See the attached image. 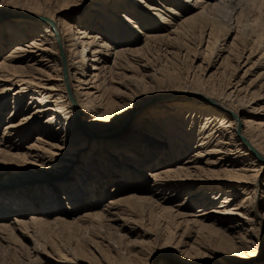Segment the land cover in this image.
Here are the masks:
<instances>
[{"label":"bare ground","instance_id":"1","mask_svg":"<svg viewBox=\"0 0 264 264\" xmlns=\"http://www.w3.org/2000/svg\"><path fill=\"white\" fill-rule=\"evenodd\" d=\"M252 1L257 6L264 4V0ZM12 2L22 8L0 9V121L4 119L2 112L6 106L11 107L0 136V157L18 158L30 164L53 161V172L59 173H54L51 179L59 180L67 178L66 173L76 168L78 159L88 148L96 150L109 140L124 144V147L136 144L142 148V153H136V156L142 154V157L137 162L133 160L131 167L134 169L151 162L148 159L152 157L165 156L166 162L181 160L175 166L168 164L151 173L150 190L164 193L161 202H165L186 189L184 200L173 209L172 206L164 207L163 202L154 200L150 203L148 196L133 193L117 196V192L130 190L124 181L132 177L134 172H131L121 175L116 182L110 193L113 197L107 198L103 214L118 220L121 214L132 211L126 204L135 200L155 207L157 213L166 214L168 218L175 217L176 226L184 223L185 229L188 225L203 226L195 223L197 217L191 218L180 212L183 208L199 206L203 211L194 215L205 216L207 213L206 216L214 217L216 223L224 226V232L243 231L236 242L245 248L249 243L254 244L250 238L256 239V236L259 242H264V234L260 238L257 234L259 225L264 223V215L257 211L264 195L259 182L264 173V105H254L258 100L264 101V92L256 97L250 92L251 97L247 100L249 91L246 92L243 80L255 66L264 65L261 11L247 20L241 17L243 0H96L90 2L85 21L74 27L63 8L50 10L39 5H26L21 0ZM89 15L93 18L87 17ZM96 26L100 27L99 31L94 30ZM6 32L12 34V38L4 46L2 36ZM231 32L232 39L227 42ZM137 34L141 36L139 41ZM108 36L117 41H110ZM195 37L200 40L197 44L191 41ZM205 40L204 55L211 60L204 67L206 72L202 79L190 74L192 80H197V85L189 82L180 90L195 97L184 100L169 96L161 100L164 104L154 105L162 98L160 95L151 98L135 94L141 85L155 81L158 70L154 57L175 54L172 49L182 55L190 48L194 52ZM188 42H192V47H186ZM215 60H219L218 65ZM212 67L214 70L208 73ZM243 68L239 76L238 72ZM257 78L264 79V71L257 73ZM258 87H264V81ZM106 91L113 101L121 104H114L112 99L105 100ZM178 100L186 101L178 106L188 108L192 113L184 115V111L178 110L168 117L169 120L156 122L149 119L155 113H170L168 106L176 105ZM147 107L145 115L148 119L140 116ZM102 108L99 124L86 120L88 116L94 118L95 114H101ZM18 114L21 119L16 121ZM197 117L205 120L199 128L195 121ZM87 127L90 130L85 132ZM127 127L123 137L114 138ZM142 128L150 133L149 136L141 133ZM35 133V141L22 146L23 141L29 140L31 135L34 137ZM59 144L62 149L53 150ZM74 146L76 149L72 150ZM188 147L193 148L192 153L182 158ZM104 150L105 145L101 152ZM101 152L98 153L101 155ZM90 154L87 168H94V153ZM108 161L110 167H116L118 162L113 161V157ZM85 171L79 173L77 182L73 183V197L86 178L95 177V170H89L87 174ZM247 184L251 187L249 191L244 188ZM239 192L246 195L237 201L234 196ZM35 199L39 197L29 203L35 204ZM50 199L45 203V210L56 201L55 197ZM4 202L0 203V237L7 240L8 235H12L18 241L28 238L33 254L41 253L40 243L37 238H32L34 233L45 224L64 218L59 212L53 219L44 213L22 218V210L18 211L19 216L10 220L5 218V213L14 207ZM208 203L218 205L208 210ZM92 216L87 211L79 219L85 221L93 219ZM102 219L104 222L105 218ZM124 224L122 226H126ZM147 252L145 250L144 255H148ZM159 252L151 254L156 256ZM256 256L257 252L247 260L256 259ZM56 257L58 262H70L63 255ZM163 263L178 264L177 261ZM256 264H264V253Z\"/></svg>","mask_w":264,"mask_h":264},{"label":"rangeland","instance_id":"2","mask_svg":"<svg viewBox=\"0 0 264 264\" xmlns=\"http://www.w3.org/2000/svg\"><path fill=\"white\" fill-rule=\"evenodd\" d=\"M21 1L25 2L26 5H39L40 7L50 10L63 8L70 15L69 20L74 22L75 27L78 26L80 21H85V13L89 8V4H91L90 2L96 0ZM243 1L244 2H241V8H244L243 10L241 9V13L243 11L241 15L242 19L245 18L248 20L261 11V14L259 13V17L262 18L260 26H264V4L257 6V3H253L254 1L252 0ZM109 3H111L110 5L112 6V2ZM107 6L109 5H105V7ZM16 8L20 9L22 7L19 4L12 2V0H0V9ZM98 10L100 12V7ZM87 17L93 18V15L91 17L90 15ZM99 28V26H96L94 30L99 31ZM144 28L146 29V27ZM231 34L227 37V42H230L232 39L233 34ZM11 35L12 34L6 32L4 36H2L4 46L11 41ZM137 35L139 41L141 36L139 34ZM28 37L30 38L31 36L28 34ZM108 38H111L109 39L110 41H117V39H113L110 36H108ZM191 41H194V43L197 44L200 40L198 37H195ZM190 43H186V47H192V42ZM206 45L207 42L205 40V42L201 45H198L196 51L194 52L190 48L191 50L189 49L188 53L182 55L177 51V49H172L176 52L175 54L170 55L165 53V55L160 58H158L159 56L154 57L153 61L156 65L155 68L158 70L155 74V81L141 85L140 88L135 91V94H145L151 98L160 95L159 98H162L157 100L154 105L164 104L161 100L167 99L169 96H173L175 99L184 100H186L185 98L195 97V95L180 90L185 88L184 85L189 84V82L193 85H197L196 79H202L203 74L206 72L204 67L206 63H208L207 61H211L209 60L210 57H205L204 55ZM220 53H222V51H220ZM217 58L218 56L215 59ZM215 61H217L216 64L218 65L219 60ZM214 67H212L208 73L212 72ZM243 70L244 68L238 72L239 76L243 73ZM260 71H264V65L261 66L259 64L255 66L251 73L247 74L243 78V80H245V90L246 92L249 91L247 94L248 97H246L247 100L251 97V95H249L251 94L250 92H252V95H255V97L258 94L263 95L264 87L259 88L258 84L261 81H264V79L261 81L260 79L258 80V78L255 79L257 77V73ZM190 74L195 75L196 79L192 80L190 78ZM214 76H217V74L214 73ZM249 83L251 87L250 85L248 86ZM105 89H107V87H105ZM68 92L71 95L70 89H68ZM168 93L171 94L169 95ZM103 97L106 98L105 100L109 99V101L112 99V95H109L107 91L104 93ZM184 100H178L176 105L173 104L168 106V108H170V113L160 115L155 113L153 116H149V119L152 118L156 122L162 121L163 119L169 120L168 117L175 114L178 110L184 111L182 113L184 115L192 113V111L188 108L178 106V104ZM112 102L117 105L121 104L113 101V99ZM254 105L255 107L262 106L264 105V101L258 100ZM9 106L10 105L8 104L6 109L2 112L4 119L0 121V136L4 128L5 119H7L6 117H8L11 112V107ZM147 110L148 107L144 108L140 116H144L148 119V116L145 115ZM102 111L103 108L100 111L101 114H95L94 118L88 116L86 117V120H93L91 124H99L102 120ZM258 112L263 111L258 110ZM20 119L21 116L18 114L16 121H19ZM43 120H45V117L42 118V122ZM195 121L199 128L205 120L200 118L198 119L197 117ZM146 122L147 120H145L144 125H146ZM128 129L129 127L124 129L123 132L119 133L114 138L123 137ZM87 130H90V128L87 127L85 132H87ZM145 131L146 130H144V128L141 129V133H146L147 131ZM146 134L149 136L150 133ZM35 136H37L36 133L34 137L31 135L29 140L23 141L22 146L26 145L29 141H35ZM104 145L105 152L102 153L101 151L104 148ZM123 145L124 144H120L119 142H114V140H109L103 143V147L98 146L96 150L92 151L88 148L86 153L81 155L78 159L79 162L77 163L76 168L71 171L72 173H66L67 178L59 180L51 179V177L54 176V173H59L53 172L54 168L52 167L55 165V162L51 165L53 161L49 164L44 162L30 164L22 162V159L18 158L13 159L8 156L0 157V187H9L6 189L1 187L0 203L6 201L8 205L14 207V209L8 210L5 213V218L11 220L13 216H19L20 214L18 211L22 210V218H27L33 213H44L45 215L50 216H48V218L53 219L58 212L64 218L57 222L45 224L44 227L42 226V229L34 233L35 236L32 238H37L36 240L40 243L44 253L42 251L41 253H37V255L33 254V250L31 249L32 243L28 238L27 240H25L26 238H20V241H18V239L14 240L12 235H8L9 237L6 238L7 240L0 237V264H164L163 262L166 261L171 263L177 261L178 264L257 263L261 255L264 253V242H259L256 236V239L250 238L251 241H254V244L257 240L256 244L252 245L251 243H247L248 245L245 248L240 243L236 242V239L243 231H240V233L239 231L224 232V226L216 223L213 220L214 217L210 218V216H206L208 215L207 213L204 214L205 216L194 215V213L203 211L200 210L202 207L199 206H192L190 209L183 208V211L180 212H185L188 214L186 216L191 218L197 217L198 221L195 220V223L197 225L198 223L202 224L203 226L199 225L196 227L188 225L185 229L182 227L184 226V223L176 226L175 221L177 219L175 217L171 216L168 218L166 214L157 213L155 207L151 208L148 204L136 202L135 200H131L126 204V206L132 211L121 214V218L118 220H112L108 215L106 216L107 213L103 214L104 204L107 202V198L110 196L112 189L115 187L116 182L119 180L121 175L134 172L131 175L128 174L132 177H129L128 180L124 181L125 185H127L130 190L117 192V196L120 194L133 193L136 196H148L150 203L154 200L161 202L163 196H165L164 193L159 192L158 194L150 190L152 183L151 173L164 168V166L168 164L175 166L177 162H181L180 159V161L176 160L174 162H166L165 160L167 158L165 156L160 158L152 157L151 159H148L151 162H148L147 164H140L141 166L134 169L131 167V164L134 159H136L135 162L141 159L142 154H140V156H136V153H142V148H139L136 144H132L129 147H124ZM58 149H62L61 144L53 150L58 151ZM75 149L76 146L72 147V150ZM192 150V147H188L187 154L183 153L182 158L190 155ZM90 152L94 153L95 162L93 167L96 169L91 167L87 168L89 165V157L92 155ZM98 152H101V155ZM112 157L113 161H118L116 167H110L111 162L108 160H111ZM124 160L128 163L124 162ZM123 162L124 164H122ZM239 166L241 165H237V167ZM85 170H87V172L89 170V172L95 170V177L94 175H91L93 178H86L84 185L80 188L78 187L79 190L73 197L72 194H74V191H71V189L73 188L75 181L77 182V177ZM87 172L85 171L86 174ZM259 180L260 185H262V190H264V173L259 177ZM244 188L249 191L251 187L247 184ZM182 192L183 193L175 194L169 198V200L167 197L164 198L165 200L167 199L165 202L162 201L164 207L169 208L172 206L173 209L177 208L176 204L180 203L181 200H184L187 193L186 189ZM240 193L241 192L234 196L235 200L239 201L244 197V195H246H241ZM114 195L116 194L114 193ZM51 196L55 197L56 201H54L51 206L45 210V203L51 201ZM37 197H39V199H35V204L29 203V200ZM69 197L72 198V201ZM17 200H20V202L15 204L14 202ZM260 203L261 204L257 207V211L260 215H264V195L260 198ZM185 204L186 203H183V205ZM217 205L218 203H214V205L208 203L206 208L210 210L212 208H216ZM87 211L91 212L93 215L92 218H94L81 221L79 216ZM97 213L100 215H95ZM101 216L105 218L104 222ZM122 223H125L124 225L126 226H122ZM259 227L260 228L258 229L259 231L257 234L260 238L264 234V223L262 222V225L260 224ZM185 232L189 233H187L188 236ZM157 237H159V239H157ZM257 244L258 247H256ZM145 250L149 252V254L147 252L148 255H144ZM154 251L160 252L155 253L156 256H154L151 254V252ZM255 252H257L258 257L256 256V259L251 261L247 260L248 257ZM59 254L61 256L63 255V257L70 262L61 263L56 261L57 259L55 260V258H57L56 256Z\"/></svg>","mask_w":264,"mask_h":264}]
</instances>
